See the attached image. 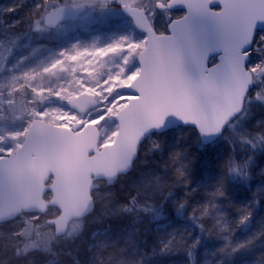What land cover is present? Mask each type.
Wrapping results in <instances>:
<instances>
[{
  "label": "rangeland",
  "instance_id": "374dc122",
  "mask_svg": "<svg viewBox=\"0 0 264 264\" xmlns=\"http://www.w3.org/2000/svg\"><path fill=\"white\" fill-rule=\"evenodd\" d=\"M168 1L0 0V158L18 150L34 117L67 130L74 124L95 126L99 148L111 144L118 131L115 115L131 98L125 88L139 71L138 55L146 45L145 34L136 29L122 8L142 11L149 28L164 34L168 24L182 15L167 7ZM68 8L77 13L55 27L45 26L46 17ZM256 37L250 53L252 61L246 66L253 87L242 114L218 139V147L226 150L233 179L259 178L253 189L262 201L264 32ZM80 94L93 95L99 106L81 115L69 109L71 98ZM156 143L153 136L147 138L143 161L132 166L131 174L120 183L137 185L148 194L167 187L151 171L139 168L145 167L144 160ZM99 184V188L106 185ZM92 196L96 210L85 219L71 222L60 238L54 236L55 209L42 216L22 213L10 223L0 224V264H52L50 253L74 247L86 234L88 223L118 215L126 208L112 203L109 190L99 189ZM243 222L246 244L241 247L256 241L253 245L259 244V250H264V209L261 215H249ZM239 248L229 257L243 254Z\"/></svg>",
  "mask_w": 264,
  "mask_h": 264
},
{
  "label": "water",
  "instance_id": "95a60500",
  "mask_svg": "<svg viewBox=\"0 0 264 264\" xmlns=\"http://www.w3.org/2000/svg\"><path fill=\"white\" fill-rule=\"evenodd\" d=\"M167 7L183 15L164 35L148 27L140 10L122 8L146 45L137 76L125 88L131 98L115 115L111 144L98 147L94 126L67 130L34 117L22 146L0 158V224L21 212L42 215L56 208L54 236L63 237L72 221L94 210L98 182L111 185L127 174L147 137L192 127L208 145L241 114L253 82L248 53L256 32L264 31V0H170ZM73 13L55 11L44 24L53 27ZM98 106L88 94L68 103L80 115Z\"/></svg>",
  "mask_w": 264,
  "mask_h": 264
},
{
  "label": "trees",
  "instance_id": "16d2710c",
  "mask_svg": "<svg viewBox=\"0 0 264 264\" xmlns=\"http://www.w3.org/2000/svg\"><path fill=\"white\" fill-rule=\"evenodd\" d=\"M152 136L157 143L139 168L167 187L148 194L120 183L129 169L113 185L99 188L109 190L112 203L125 210L88 223L74 247L50 253L52 264H264L256 241L241 247L243 221L264 209V198L253 189L259 178L233 179L220 139L203 145L192 127ZM144 144L133 166L143 161ZM236 248L244 253L229 257Z\"/></svg>",
  "mask_w": 264,
  "mask_h": 264
},
{
  "label": "flooded vegetation",
  "instance_id": "af4514ba",
  "mask_svg": "<svg viewBox=\"0 0 264 264\" xmlns=\"http://www.w3.org/2000/svg\"><path fill=\"white\" fill-rule=\"evenodd\" d=\"M145 15V14H144ZM146 18V17H145Z\"/></svg>",
  "mask_w": 264,
  "mask_h": 264
}]
</instances>
